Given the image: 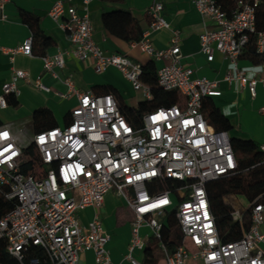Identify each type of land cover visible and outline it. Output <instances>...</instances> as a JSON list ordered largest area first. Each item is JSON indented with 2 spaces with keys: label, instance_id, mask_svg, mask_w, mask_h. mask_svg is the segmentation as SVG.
<instances>
[{
  "label": "built area",
  "instance_id": "built-area-1",
  "mask_svg": "<svg viewBox=\"0 0 264 264\" xmlns=\"http://www.w3.org/2000/svg\"><path fill=\"white\" fill-rule=\"evenodd\" d=\"M7 1L0 0V11ZM66 1H56L49 16L67 33L71 45L54 55L45 54L42 60L44 69L68 86L64 96H78L70 121L64 127L33 134L30 143L36 147V159L28 157V147L11 123L0 125V192L17 199L14 209L0 219V239L7 240L8 252L22 261L29 248L37 246L46 252L51 264H81L83 255L93 251L94 264H117L107 249L111 237L101 214L96 211L86 225L78 216V211L87 207L100 209L105 195L114 191L126 199L133 213L132 236L125 255L130 264H143L133 253L145 247L141 235L144 226L153 231L163 254L161 264H264V203L250 204L246 200L247 208L232 211L233 220L241 227L238 239L225 242L216 226L206 184L232 175L238 168L231 135L217 131L202 112L204 98L222 92L217 80L194 76V69L183 65L178 33L165 49L152 44L151 33L171 28L163 14V0H153L148 8L149 28L130 46L156 61L161 88L179 91L185 103L147 111L139 126L127 120L113 94L79 91L71 77L60 76L57 69L65 67L67 57L92 59L97 73L114 66L143 99L152 98L140 78L142 64L127 55L105 54L93 38L88 7L80 13ZM193 3L205 25L200 53L209 62L216 52L222 54L233 65L225 79L237 82L256 97L258 87L264 89V61L260 72L244 70L239 61L253 36L257 51L264 53V31L256 29L258 2L238 0L237 9L230 14L218 0ZM209 23L214 28H207ZM1 49L12 62L17 53L32 56L33 37L25 38L17 49ZM20 81L50 91L40 76L32 78L26 70L13 69L11 80L2 87L0 108L8 106V96H19ZM260 111L264 113V106ZM170 180L181 185L171 187ZM174 206L183 242L171 252L163 240L161 219ZM247 220L248 229L244 226Z\"/></svg>",
  "mask_w": 264,
  "mask_h": 264
},
{
  "label": "crops",
  "instance_id": "crops-1",
  "mask_svg": "<svg viewBox=\"0 0 264 264\" xmlns=\"http://www.w3.org/2000/svg\"><path fill=\"white\" fill-rule=\"evenodd\" d=\"M58 0H9L0 11V93L5 83L11 80L13 69L26 70L32 78L40 76L50 91H40L30 83L20 81V94L16 99L18 106L8 103L6 108H0V120L2 124L11 123L13 131L21 138L23 127L27 117L31 118L33 112L40 107H48L52 110L57 121L56 127H64L69 122L71 111L78 105L79 99L75 93L64 96L68 92V86L61 80L54 78L44 69L42 56H27L17 53L14 61L10 55L1 48L17 49L25 38L32 35L30 27L24 23L21 12L27 11L39 17L41 30L52 37L55 44L47 49L46 54L54 55L59 51L68 49L71 45L67 33L49 16V11ZM153 0H121L119 2L90 0H68L67 6H75L79 12L88 7L89 16L94 27L93 38L105 54L119 53L129 56L134 61L141 63L150 59L139 49L131 48L130 42H126L111 34L103 25V12L113 10L129 11L140 23L143 33L149 28L151 18L148 8ZM164 16L171 23L170 29H161L149 35V39L157 49H165L172 43L175 33L180 36V46L183 54V65L194 69V76L207 77L219 82L222 94L213 97L214 103L227 115L233 125L228 131L231 137L247 135L245 139H255L264 145V113L260 111L264 106V97L257 94L252 97L248 89H242L237 82H228L225 75L232 68V63L225 59L219 52L215 53L212 62L200 53V36L205 29L201 16L194 6L193 0H163ZM3 15L6 17L3 18ZM207 28H214L209 23ZM160 63V62H159ZM158 63V64H159ZM239 66L249 72H260V64L254 65L248 60L240 59ZM61 77H71L74 86L79 91L92 89L94 92H102L99 86L110 85L119 94L118 101L122 104L135 105L143 99L142 94L135 91L132 83L125 78L123 73L114 66H109L104 72L97 73L94 70L93 60L85 61L73 57L66 58V65L57 69ZM94 87H98L94 90ZM263 87L259 86V89ZM131 103V104H130ZM261 105L257 110L251 105ZM234 133V134H233ZM34 134V133H33ZM237 135V136H236ZM244 138V137H241ZM99 212L103 225L110 235L107 249L111 259L117 264H130L125 259L128 245L132 236L133 213L125 198L114 191L105 195L104 205L96 210L87 207L78 211L82 224L90 222L95 212ZM148 226L142 227L147 228ZM145 247L136 249L135 258L144 263L147 248L152 249L153 257L157 264L162 263L163 254L158 249L157 241L153 236H143ZM81 264H94L93 251H87L81 260Z\"/></svg>",
  "mask_w": 264,
  "mask_h": 264
},
{
  "label": "trees",
  "instance_id": "trees-1",
  "mask_svg": "<svg viewBox=\"0 0 264 264\" xmlns=\"http://www.w3.org/2000/svg\"><path fill=\"white\" fill-rule=\"evenodd\" d=\"M119 2L121 0H103ZM253 4L258 2L256 15L257 31H264V0H244ZM222 8L230 14L237 9L238 0H218ZM22 19L31 31L33 37V55L44 56L47 49L55 44L52 37L46 35L40 28L39 17L27 11L21 12ZM104 27L114 36L126 41H139L143 36V29L139 21L126 10L104 11L102 15ZM241 59L248 60L254 65L264 61V53L256 49L255 37L245 49ZM141 63V62H140ZM142 64L141 81L151 90V99H142L135 105L122 104L120 108L127 120L134 126H139L142 115L160 106H171L178 104L184 106L185 97L177 90H164L158 83V65L155 60L149 59ZM102 92L99 94H113L118 100L119 94L110 85L99 86ZM98 87H94V90ZM98 93V92H96ZM9 104L18 106L16 99L7 98ZM202 112L208 122L217 131H231L233 125L227 115L214 103L213 97H206L203 100ZM71 116L69 118V121ZM57 121L51 109L40 107L33 112L32 127L33 133H38L57 126ZM0 125L2 122L0 120ZM232 145L238 163L237 171L229 176L209 181L206 184L208 200L212 214L215 217L216 226L225 242L240 238L241 227L232 218V211L236 208L230 200L238 195L243 196L250 204L256 202L264 203V150L262 144L255 139L232 137ZM171 187L181 185L179 181L170 180ZM177 198V196H176ZM178 200V198H177ZM17 204V199H9L0 192V219L10 212ZM177 207L167 211L161 219L163 222V240L169 251H174L183 242V233L176 218ZM246 229L250 221L244 223ZM8 242L0 239V264H51L46 252L37 246H31L21 261L8 252ZM36 259L37 262L32 260ZM143 264H157L152 249L147 248Z\"/></svg>",
  "mask_w": 264,
  "mask_h": 264
},
{
  "label": "rangeland",
  "instance_id": "rangeland-1",
  "mask_svg": "<svg viewBox=\"0 0 264 264\" xmlns=\"http://www.w3.org/2000/svg\"><path fill=\"white\" fill-rule=\"evenodd\" d=\"M136 92H138V91H136ZM258 95H260V97L261 96L264 97V90H262L260 88L258 90ZM260 106L261 105H257V103H256L255 105H251V108L254 109V107H255L258 110ZM23 121H25V123H24V127H23V133H22V136H21V138H22L21 140L28 147L26 149V153H27L28 157L29 158H32V159H36V157H37L36 147H35L34 144H31L30 143L31 142V139H32V136H33V127H32V124H31V118L30 117H27ZM238 136H241V137H244V138L245 137H248L247 135H240V134H238ZM230 201L233 202L237 208H244L245 209L248 206L246 199L243 196H240V195H238L237 197L231 199ZM177 204H178V200L175 198V206ZM174 207H172L171 209H173ZM141 235H143L145 237L146 236L147 237H150V236L153 235V231H152V229L150 227L143 228V230L141 231ZM152 240L155 241L154 238H152Z\"/></svg>",
  "mask_w": 264,
  "mask_h": 264
},
{
  "label": "snow or ice",
  "instance_id": "snow-or-ice-1",
  "mask_svg": "<svg viewBox=\"0 0 264 264\" xmlns=\"http://www.w3.org/2000/svg\"><path fill=\"white\" fill-rule=\"evenodd\" d=\"M6 135V134H5Z\"/></svg>",
  "mask_w": 264,
  "mask_h": 264
}]
</instances>
